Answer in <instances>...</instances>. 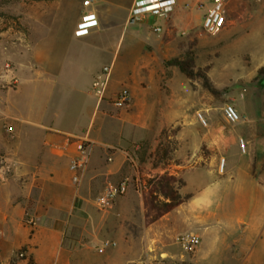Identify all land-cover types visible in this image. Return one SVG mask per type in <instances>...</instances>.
<instances>
[{
    "label": "crops",
    "instance_id": "0c3cea01",
    "mask_svg": "<svg viewBox=\"0 0 264 264\" xmlns=\"http://www.w3.org/2000/svg\"><path fill=\"white\" fill-rule=\"evenodd\" d=\"M132 1L119 12L120 4L114 8L105 0H92L95 4L88 8L91 6L96 14L98 25L84 35L75 34L79 13L85 9L79 3L68 35L57 36L52 39L54 43L42 46L35 54V63L24 68L12 90L24 93L21 98L12 101L8 98L11 93L7 96L6 114L13 134L5 153L12 167V182L21 194L8 196V208L13 213L4 210L3 216L14 214L16 229L21 227L26 208L35 218V224L29 225L34 231L32 237L21 242L35 263L51 259L57 264L69 263L61 246V234L67 230L79 238L75 242L82 244L80 234L84 232L112 233L117 227L131 225L132 208L123 204L132 200L130 192L118 196L113 209H101L96 203L105 186L122 177L128 178L127 189L132 180L144 186V175L149 178L165 171L182 179L179 192L189 197L173 210L179 214L176 220L180 226L191 219L198 223L189 230L200 239L191 257L194 264H221L224 249H249L264 223V170L255 174L248 160L250 153H264V146L258 148L247 136V149L242 152L237 138L243 135L230 137L219 130L216 136L224 139L212 144L206 133L202 139L215 155L204 156L201 146L196 145L195 156L190 155L188 160L155 164L150 167L155 173L152 176L142 169L141 154L145 148H155L160 132L147 122L153 121L159 111L160 85L149 80V47L157 45L161 33L152 40L138 33L126 38L124 27L130 23ZM107 64L112 65L111 75L100 98L93 83ZM122 87L129 89L132 101L116 107L113 99ZM67 136L72 138L70 142ZM79 139L87 140L90 150L83 177L74 185L69 160L76 153ZM135 201L140 207V227H144L143 197L135 196ZM173 210L147 226L153 240L172 239L183 232L171 225ZM114 215L123 219L116 221ZM26 227L23 231L27 235Z\"/></svg>",
    "mask_w": 264,
    "mask_h": 264
},
{
    "label": "rangeland",
    "instance_id": "374dc122",
    "mask_svg": "<svg viewBox=\"0 0 264 264\" xmlns=\"http://www.w3.org/2000/svg\"><path fill=\"white\" fill-rule=\"evenodd\" d=\"M105 1L114 8L116 3L120 4V12L131 0ZM79 3L82 4V0H0V264H24V260L25 264H57L55 259L35 263L25 253L21 242L34 233L27 223V208L19 229L14 225V214L12 217L3 216L4 210L7 214L13 213L8 208V196L21 194L18 185L12 182V167L5 153L8 139L13 134L6 130V126L11 125L6 114L7 96L11 93L8 98L12 101L21 98L24 93L12 90L16 88L24 68L35 63V54L42 46L54 43L52 39L57 36L68 35L72 21L76 20ZM209 5L208 1L198 7L193 0H178L175 14L169 19L164 32L159 34L157 45L149 47L152 50V75L149 80L160 85L158 114L153 121L147 122L148 126L159 128L158 141L154 149L147 151L145 148L141 154L144 160L142 169L149 176L155 174L150 170L155 164L182 162L190 155L194 157L196 145L201 146L204 156L215 155L202 139L206 133L212 144L216 141L221 143L224 139L216 136L219 130L230 137L233 134L243 135L237 138L242 152L247 149L245 136L258 148L264 146V74H257L264 63V0H228L225 25L216 34H209L200 27ZM81 11L79 18L86 10L81 8ZM146 22L133 21L125 25L126 38L135 33L148 40L156 37ZM122 54L123 48L117 57L118 63ZM176 57L186 59L190 77L178 66L168 64ZM226 103L233 104L237 109L240 117L237 122L226 119L223 112ZM198 111L203 114L206 124L198 119ZM258 151L248 156L255 174L264 170V153ZM143 178L146 180L148 177L144 175ZM122 179L124 177L118 182ZM128 192L132 194V200L123 204L132 208L129 211L131 225L123 229L117 227L112 233L84 232L80 234L82 244L75 242L79 238L71 230L61 234V246L68 264H135L139 259L151 264H194L191 257L200 243L193 250H185L179 238L192 233L189 230L198 223L191 219L180 226L177 221L179 214L173 210L171 225L183 232L172 239L153 240V232L139 224L140 207L135 196L139 198L143 195V186L132 180L129 189L122 195ZM116 198L108 206L100 208L113 209ZM121 219L122 216L114 215V220ZM24 227L29 228L27 235L24 234ZM106 240L113 244L99 251L98 248ZM223 253L221 264H264V223L253 236L249 249L241 250L233 246L224 249Z\"/></svg>",
    "mask_w": 264,
    "mask_h": 264
},
{
    "label": "built area",
    "instance_id": "2783aa9c",
    "mask_svg": "<svg viewBox=\"0 0 264 264\" xmlns=\"http://www.w3.org/2000/svg\"><path fill=\"white\" fill-rule=\"evenodd\" d=\"M205 1L210 2V5L207 7L206 11L202 16V22L200 27L209 34L218 33L225 25L226 16H225V5L228 0H193L194 5L201 6ZM92 0H82V5L84 11L79 21L76 24L75 34L84 35L91 28L98 25L96 14L87 9L91 5ZM178 5V0H133L129 9V18H133L134 21H147L150 25V28L154 33L164 32L169 19L175 14L176 8ZM159 21H163L160 23ZM112 70V65L107 64L102 67L101 74L97 76L93 83V89L95 90L98 97L102 98L107 83L110 79ZM131 94L127 88H122L118 91L117 95L113 99V105L116 107H125L131 103ZM223 112L226 119L230 122H237L240 117L237 109L231 103H226L223 107ZM198 119L206 124V120L203 114L198 111ZM8 133H13V128L11 125L6 126ZM67 141L70 142L72 139L70 136L66 137ZM241 147L244 148V142L241 141ZM89 142L84 139H79L76 143V153L71 156L69 160V169L71 171V182L74 185L80 183L86 163L89 156ZM224 160L220 161V168L223 167ZM4 165V164H3ZM9 169V165H5ZM141 186V184H139ZM128 188V178L122 179L118 183H110L105 186L102 193L97 197L96 203L99 207L103 208L108 206L114 198L124 194ZM27 223L30 225L35 224V218L31 215L27 216ZM200 239L199 236L194 233H188L182 235L179 238V242L182 244L185 250H193ZM113 243L110 240H106L99 248V251H103L106 246H110ZM22 255V253H20ZM135 264H151L143 259H139Z\"/></svg>",
    "mask_w": 264,
    "mask_h": 264
},
{
    "label": "trees",
    "instance_id": "16d2710c",
    "mask_svg": "<svg viewBox=\"0 0 264 264\" xmlns=\"http://www.w3.org/2000/svg\"><path fill=\"white\" fill-rule=\"evenodd\" d=\"M168 64L178 66L184 74L190 77L189 64L186 59L176 57L171 59ZM257 74H264V63L258 68ZM182 183L181 178L166 171L145 180L142 195L145 208V226L150 225L163 214L173 210L189 197L188 194L183 195L179 192Z\"/></svg>",
    "mask_w": 264,
    "mask_h": 264
},
{
    "label": "water",
    "instance_id": "95a60500",
    "mask_svg": "<svg viewBox=\"0 0 264 264\" xmlns=\"http://www.w3.org/2000/svg\"><path fill=\"white\" fill-rule=\"evenodd\" d=\"M134 20H133V18H130V22H133Z\"/></svg>",
    "mask_w": 264,
    "mask_h": 264
}]
</instances>
